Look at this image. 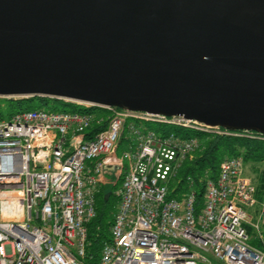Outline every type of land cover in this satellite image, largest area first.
<instances>
[{
    "label": "built area",
    "instance_id": "built-area-1",
    "mask_svg": "<svg viewBox=\"0 0 264 264\" xmlns=\"http://www.w3.org/2000/svg\"><path fill=\"white\" fill-rule=\"evenodd\" d=\"M79 105L0 120V264H264V245H251L249 227L262 235L246 211L260 204L264 215V196L256 200L241 156L224 157L216 178L206 179L200 208L192 191L169 197L179 169L201 149L200 135L246 134ZM110 185L111 240L92 262L87 225Z\"/></svg>",
    "mask_w": 264,
    "mask_h": 264
},
{
    "label": "water",
    "instance_id": "water-1",
    "mask_svg": "<svg viewBox=\"0 0 264 264\" xmlns=\"http://www.w3.org/2000/svg\"><path fill=\"white\" fill-rule=\"evenodd\" d=\"M0 97L264 136V0H0Z\"/></svg>",
    "mask_w": 264,
    "mask_h": 264
},
{
    "label": "trees",
    "instance_id": "trees-1",
    "mask_svg": "<svg viewBox=\"0 0 264 264\" xmlns=\"http://www.w3.org/2000/svg\"><path fill=\"white\" fill-rule=\"evenodd\" d=\"M39 106H32L33 103ZM46 107V108H44ZM34 109H47L51 111H80L82 105L49 97H30L7 99L0 98V120L19 111ZM243 136H207L200 135L201 149L193 159L186 160L179 169L173 182L170 184V198L178 197L182 193L192 191L195 195L197 208L203 201L206 179H215L221 160L224 157L241 156L245 163H264V139L252 132H241ZM253 136V137H252ZM256 200L260 202L264 196V168L255 178ZM108 195V198L105 197ZM116 200L111 187L105 186L99 190L96 196V216L87 225L88 242L87 256L92 262H97L103 245L110 242L109 228L112 223V213ZM264 229V228H263ZM250 243L255 247L264 245V230L261 232L263 241L258 239L256 233L249 228ZM253 235V236H252Z\"/></svg>",
    "mask_w": 264,
    "mask_h": 264
},
{
    "label": "rangeland",
    "instance_id": "rangeland-1",
    "mask_svg": "<svg viewBox=\"0 0 264 264\" xmlns=\"http://www.w3.org/2000/svg\"><path fill=\"white\" fill-rule=\"evenodd\" d=\"M31 105L33 107L34 106L36 107V106H39L41 104L35 102V103L31 104ZM44 108H46V107H44ZM244 167H245L244 171H246L245 174L248 175L249 179L255 184V182H254L255 178L258 176V174L261 171V169L264 168V163L254 164V163H251V162H247V163L244 164ZM107 178H108V176H107ZM109 187H111V192H114V187L111 186V185ZM111 202L114 203V208L112 210L114 212V210L116 208V205H117V200L112 199ZM246 211H247V213L250 214L249 223H251L252 225H257L258 228H259L260 234H261V232L264 230L263 229L264 228V215H261V213H260V204L259 205L257 204L254 208L247 209ZM249 228L252 231L254 229L252 226L249 227ZM253 237L256 238L257 234H256V236L254 235Z\"/></svg>",
    "mask_w": 264,
    "mask_h": 264
},
{
    "label": "crops",
    "instance_id": "crops-1",
    "mask_svg": "<svg viewBox=\"0 0 264 264\" xmlns=\"http://www.w3.org/2000/svg\"><path fill=\"white\" fill-rule=\"evenodd\" d=\"M244 169H245V167H244ZM246 173V171H244V174ZM246 175V174H245ZM246 176H248V175H246Z\"/></svg>",
    "mask_w": 264,
    "mask_h": 264
}]
</instances>
